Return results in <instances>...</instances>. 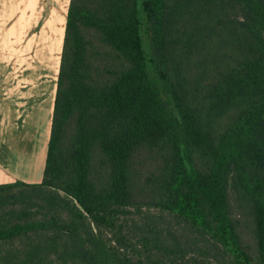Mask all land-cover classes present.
<instances>
[{
  "label": "trees",
  "instance_id": "16d2710c",
  "mask_svg": "<svg viewBox=\"0 0 264 264\" xmlns=\"http://www.w3.org/2000/svg\"><path fill=\"white\" fill-rule=\"evenodd\" d=\"M0 264H264V0H71L43 181L0 185Z\"/></svg>",
  "mask_w": 264,
  "mask_h": 264
},
{
  "label": "crops",
  "instance_id": "0c3cea01",
  "mask_svg": "<svg viewBox=\"0 0 264 264\" xmlns=\"http://www.w3.org/2000/svg\"><path fill=\"white\" fill-rule=\"evenodd\" d=\"M70 2L0 0V185L43 181Z\"/></svg>",
  "mask_w": 264,
  "mask_h": 264
},
{
  "label": "rangeland",
  "instance_id": "374dc122",
  "mask_svg": "<svg viewBox=\"0 0 264 264\" xmlns=\"http://www.w3.org/2000/svg\"><path fill=\"white\" fill-rule=\"evenodd\" d=\"M88 36L92 37V34L88 33ZM92 39L95 40L94 37ZM54 43H55L54 50L59 51V49H60V37H57L56 40H54ZM91 61L95 65H97L99 62V63H106V64L110 65L111 67L119 64V61L116 60L114 58V56H109V55H106L105 53L100 54V48H98V50H96V51H93V57H92ZM55 65H56V63H55ZM146 162L149 165V168H147L148 170L154 171L156 169V165L154 164V162H149L144 158H142V160L140 161V163H142V164H145ZM140 187H138V190H137L138 194L145 196V197H143L144 200L151 199L152 195H148L149 191H145L144 193H141ZM232 203L234 206V211H235L236 216L241 220V235L243 238V242L245 245L249 246L252 249V252L254 253L255 248H256V246H255L256 242H255V238L253 236V232H252L253 225H252L251 218L248 215V210L243 205L241 200L236 198L235 196H233V198H232Z\"/></svg>",
  "mask_w": 264,
  "mask_h": 264
}]
</instances>
